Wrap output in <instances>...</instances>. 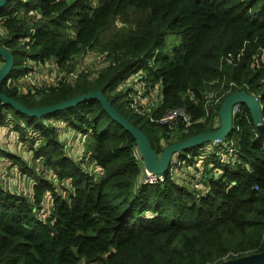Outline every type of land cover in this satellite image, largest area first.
Returning <instances> with one entry per match:
<instances>
[{
	"label": "trees",
	"instance_id": "obj_1",
	"mask_svg": "<svg viewBox=\"0 0 264 264\" xmlns=\"http://www.w3.org/2000/svg\"><path fill=\"white\" fill-rule=\"evenodd\" d=\"M114 21L125 28L101 43V68L88 71L70 62L94 48ZM171 33L179 42L161 49ZM0 46L13 54L1 92L35 108L100 91L158 152L216 129L219 105L235 90L254 93L264 119V0H7L0 7ZM49 59L70 65L67 73L74 76L39 87L21 82V75ZM141 69L142 79L160 90L150 113L142 106L132 110L126 98L144 81L122 84ZM179 106L191 113L187 126L150 120ZM238 106L226 143L215 141L216 150L202 160L203 184L196 189L177 181L171 168L159 181L140 182L134 137L95 98L40 117L0 101V125L12 113L21 120L12 123L16 132L23 136L20 125H26L37 133L34 159L44 167L34 169L0 148V163L8 155L32 180L28 194L0 180V264H219L261 251L264 137L248 108ZM43 116L61 118L73 132L90 130L98 179L68 154L55 126L38 132ZM205 144L174 156L190 162ZM45 199L50 212L41 216Z\"/></svg>",
	"mask_w": 264,
	"mask_h": 264
},
{
	"label": "rangeland",
	"instance_id": "obj_2",
	"mask_svg": "<svg viewBox=\"0 0 264 264\" xmlns=\"http://www.w3.org/2000/svg\"><path fill=\"white\" fill-rule=\"evenodd\" d=\"M124 28L125 25L120 24L119 21H114L108 29L99 35L94 48L88 49L85 52L76 55L70 62L77 64L78 69H86L88 71L101 68L105 64V60L99 54L101 43L105 42L110 35L117 33ZM178 42L179 37L176 33L168 34L165 39V46L161 49L168 50L171 46H174ZM26 62L28 63L27 60ZM69 66L70 65L59 67L53 59H49L43 62V64L34 65L31 70L26 72L24 75H21L20 80L21 82L27 81L28 84L34 85L35 87L56 83L62 75L69 76L72 74L74 76L75 72L67 73ZM138 72H140L139 75L134 73L129 74L122 80V84L124 86H132V78L136 80L135 84L144 81L141 85L142 89L140 87L133 88V90L127 92L126 98L128 100L129 107L132 110H140V106H142L146 112L150 113L160 102V90L156 84L151 83L149 80L142 79V69ZM135 89L138 90L135 91ZM22 90L25 91V89ZM8 120L9 121L4 123L6 125H0V148H3L6 153L11 154L12 156H22L34 169H38L39 171L44 169L41 160L38 158L34 159V148L36 145L41 143V140L37 139L39 138L37 133L26 125H20L24 133V135L21 136L14 130V128H12V123L15 124L18 120L19 124L21 120L16 118L12 113L10 114ZM22 121L26 124L24 120ZM39 124L38 132H41V130L48 128L49 126H55L59 130V140L64 142L67 147L68 154L74 159H81V165L84 171L92 173L94 178L98 179L102 171L90 157L93 148V140L90 130L81 133L76 131L73 132L70 128L63 124V120L61 118L54 119L45 116L42 117ZM32 139L35 140L31 141ZM221 143L224 145L226 143V139H223ZM217 147H219L218 150L220 152L224 150V146ZM214 150H216L215 142H206L203 147L197 150L199 153L196 151L197 156L195 155V159L190 162H182V160L179 161V158L177 159L173 156L171 169L174 170L173 173L175 172L174 174H176L175 178L177 177V181L187 184L192 188L199 189V187H201L200 185L203 184L202 179H200V173L203 169L202 164L204 161H207L204 157H206L209 152H214ZM6 157L8 160H4L0 163V180L4 185L9 186L10 189L19 190L28 194L31 190L30 186L32 180L29 179V181H27L25 176L22 175L24 173L18 169V166L14 164L11 159H9L10 157L8 155H6ZM138 157L140 158V156ZM140 164L142 167L143 163L141 160ZM47 172L48 170L44 171V174H47ZM48 212H50V204L49 201L45 199L41 209V216H45Z\"/></svg>",
	"mask_w": 264,
	"mask_h": 264
},
{
	"label": "water",
	"instance_id": "obj_3",
	"mask_svg": "<svg viewBox=\"0 0 264 264\" xmlns=\"http://www.w3.org/2000/svg\"><path fill=\"white\" fill-rule=\"evenodd\" d=\"M6 1L7 0H0V7ZM0 57L3 60V63L0 65L1 82V79L12 67L13 54L5 47L0 46ZM88 98L97 99L104 110L132 134L137 144L143 166L148 172L165 173L174 154L201 143L215 142L223 139L230 132L235 105L238 104H244L248 108L257 132L264 137V119L259 99L254 93L243 89L231 92L221 101L218 108L219 126L216 129L207 132H199L185 139L169 143L164 146L160 152L152 147L145 132L125 118L100 91H90L55 104L35 108H29L0 91V101L2 104L10 105L15 110L30 116H40L42 113L62 110ZM219 264H264V248L258 252L223 260Z\"/></svg>",
	"mask_w": 264,
	"mask_h": 264
},
{
	"label": "built area",
	"instance_id": "obj_4",
	"mask_svg": "<svg viewBox=\"0 0 264 264\" xmlns=\"http://www.w3.org/2000/svg\"><path fill=\"white\" fill-rule=\"evenodd\" d=\"M215 101H217V99H215ZM238 105H235V111L239 108ZM157 121L162 124H172L176 121H181L184 123V125H189L192 120H191V114L187 112L185 108L176 107V108L166 111L164 114H162L157 119ZM142 171H143V177L140 178V182L154 183L163 178V173L161 174L151 173V172L146 171L145 168H142Z\"/></svg>",
	"mask_w": 264,
	"mask_h": 264
},
{
	"label": "bare ground",
	"instance_id": "obj_5",
	"mask_svg": "<svg viewBox=\"0 0 264 264\" xmlns=\"http://www.w3.org/2000/svg\"><path fill=\"white\" fill-rule=\"evenodd\" d=\"M179 107H181V106H179ZM175 108H176V107H175ZM183 108H184V107H183ZM172 109H173V108H172ZM185 109H186V108H185ZM169 110H170V109H169ZM167 111H168V110H167ZM186 111L189 112L187 109H186ZM165 112H166V111H165ZM165 112H164V113H165ZM48 113H49V112H48ZM164 113H163V114H164ZM189 113H190V112H189ZM43 114H46V113H42L41 115H43ZM190 114H191V113H190ZM41 115H40V116H41ZM161 115H162V114H161ZM161 115H160V116H161ZM40 116H37V117H40ZM160 116H158V117L155 118V117H151V116L149 115L150 120H151V121H155V122H157V123H160V122L157 121V119H158ZM176 123H182L183 126H187V125H184V123L181 122V121H176V122H174V123H172V124H176ZM172 124H169V125H172ZM179 153H180V152H179ZM139 154H140V153H139ZM176 154H177V153H176ZM174 155H175V154H174ZM174 155H173V156H174ZM140 158H141V157H140ZM172 159H173V157H172ZM172 159L170 160V163H169L168 169L171 168V162L173 161ZM141 161H142V160H141ZM139 163H140V161H139ZM142 163H143V162H142ZM141 168H144V166H142ZM168 169H167V170H168ZM151 173H153V172H151ZM159 174H161V173H159ZM237 257H238V256H237ZM234 258H235V257H234ZM224 260H226V259H224Z\"/></svg>",
	"mask_w": 264,
	"mask_h": 264
}]
</instances>
